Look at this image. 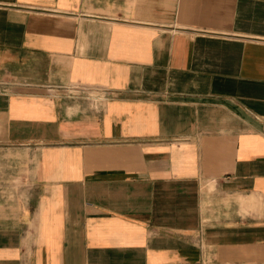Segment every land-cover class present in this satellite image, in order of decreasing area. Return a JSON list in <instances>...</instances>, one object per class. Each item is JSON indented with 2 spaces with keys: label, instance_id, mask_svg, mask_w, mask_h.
Instances as JSON below:
<instances>
[{
  "label": "crops",
  "instance_id": "1",
  "mask_svg": "<svg viewBox=\"0 0 264 264\" xmlns=\"http://www.w3.org/2000/svg\"><path fill=\"white\" fill-rule=\"evenodd\" d=\"M0 264H264V0H0Z\"/></svg>",
  "mask_w": 264,
  "mask_h": 264
},
{
  "label": "rangeland",
  "instance_id": "2",
  "mask_svg": "<svg viewBox=\"0 0 264 264\" xmlns=\"http://www.w3.org/2000/svg\"><path fill=\"white\" fill-rule=\"evenodd\" d=\"M59 91H60V89L58 90V92H55L53 94H56L57 96L59 94H63V93H61ZM71 91L68 92V93L65 92V94L66 95L69 94L70 96H72L73 94H76L75 92H71ZM66 95H64V96H66ZM83 97H84V99H82L81 101L85 102L87 105H90V107H91V105L93 107L94 106H98L99 105V98H101V96H99L97 93H92V92H87V91H86V93L84 94ZM63 98H65V97H63Z\"/></svg>",
  "mask_w": 264,
  "mask_h": 264
},
{
  "label": "built area",
  "instance_id": "3",
  "mask_svg": "<svg viewBox=\"0 0 264 264\" xmlns=\"http://www.w3.org/2000/svg\"><path fill=\"white\" fill-rule=\"evenodd\" d=\"M87 92H92L94 93L93 90H85V89H82V88H75V89H72L71 92H75L76 94H73V95H80V96H84V94Z\"/></svg>",
  "mask_w": 264,
  "mask_h": 264
}]
</instances>
